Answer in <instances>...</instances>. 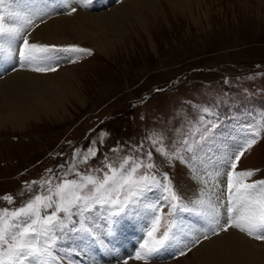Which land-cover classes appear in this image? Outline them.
I'll list each match as a JSON object with an SVG mask.
<instances>
[{
  "label": "rangeland",
  "instance_id": "rangeland-1",
  "mask_svg": "<svg viewBox=\"0 0 264 264\" xmlns=\"http://www.w3.org/2000/svg\"><path fill=\"white\" fill-rule=\"evenodd\" d=\"M20 1L21 4L25 3L28 10L33 7L50 11V15H62L63 4L60 0H57L56 6L52 4L53 0H13L14 3H6L7 12H11V6L16 7ZM124 1L127 0H109L94 9L103 7L107 9H101L100 12L109 11L121 6ZM142 2L143 0H139L134 3H141L137 10L138 20L134 16L127 21L125 17L121 18L124 32L119 35L114 51L108 56L100 55L87 40L79 41L72 36H69L72 39L46 43L61 48L78 46L91 50L88 55L79 54L70 59L69 54L65 57L66 62L63 59L61 63L57 61V65L52 66L57 68L54 72H39L40 76L44 73L55 75L65 67H72L73 75L78 78L79 83L74 86L72 94H49L55 102L53 109L41 108L34 116L21 122L8 118L5 109L0 110V117L4 115L0 120V209L19 207L28 199L30 193L26 190L25 182L40 181L50 176L55 180L61 172H67L68 165L72 162L73 150L86 149L93 140L97 141L99 156L87 165H78L80 172H86L89 168H102L105 156L118 168L124 157L142 155L134 151L139 145H144V151L153 150L148 140L149 135L162 133L169 150L184 148L183 141L185 138L188 140V147L181 152L185 157L184 162L174 160V167H170L155 152L154 159L160 170L169 174L181 198L182 195H189L188 198L181 199V204L188 206L181 207L199 214L196 211L198 207H193L189 200L194 193L187 194L180 186L183 182L187 184L186 174L195 168L196 173L218 176L222 185H219L218 192L221 196L224 195L226 180L221 174L223 166L219 161L221 159L225 162L228 156L240 150L246 140V133H241L240 139L235 137L236 143L226 142L228 148L225 150L220 137H226V134L217 130L225 124L244 126L245 128H241L247 132L246 137L249 131H259L257 142L241 156L236 171L258 170L247 182L264 179V127L261 126V121L264 120V0L182 1L181 3L190 5L192 14H189L190 9L186 4L180 7L182 10H178V6L164 0H160L159 4L150 0L145 6ZM128 5L126 7L131 11L133 4L130 7ZM146 6L151 8L149 12L144 10ZM20 17L25 15L21 13ZM8 20L10 22L12 19ZM41 20H33L27 37L30 34L35 39L33 34L44 23ZM36 22L39 25L34 27ZM41 41L43 40L37 38L32 43ZM51 53L54 55V52ZM51 64L44 63L42 66L51 67ZM14 66H9L7 76L10 75V69H15ZM4 74H1L0 80H3ZM38 96L41 101L42 96ZM61 97L66 100L59 106ZM204 107L210 108L212 113L205 115L204 121H201L200 117L204 115L201 109ZM101 131L109 134L104 138L103 144L98 139ZM214 140H219L221 144L220 148L216 145L219 155L215 147L203 150L214 146ZM261 140L263 141L260 143ZM114 148L119 150L114 152ZM223 154L227 155L225 159ZM208 158L209 162H206ZM59 165H64L63 169ZM96 175L102 176L103 173ZM68 178H76L75 173L69 172ZM36 188L38 185L33 188V192ZM6 194L14 197L11 204L3 199ZM158 198L159 192H150L145 197V204H153ZM160 212L162 220L157 235L163 234L173 218L176 220L181 209H177L174 216L167 214V206ZM139 214L130 213L113 222L104 210L98 208L86 216L88 225L92 222L103 228L110 225L117 228L114 231L118 235L108 233L110 230L97 232L101 237L97 242L102 252L107 254L106 250L110 249L106 241L114 244V249L119 245L121 260L117 259L116 262L111 254L104 264H124L125 260L127 264H153L145 263L153 258L143 262L134 259L139 243L146 236L144 231L150 226L148 214L145 213L146 217L142 212L143 222ZM200 214L202 215L201 212ZM127 223H131V226H127ZM74 227L78 228L79 223ZM79 233L81 232H68L73 242L65 232L56 244L55 255L58 259L60 256L63 259H59V262L74 264L75 260L65 250L82 252L81 246L75 245ZM82 236L85 238L83 233ZM106 236L109 238L106 239ZM248 238L258 244L264 242L252 239L254 237ZM184 244L188 242H183L175 249L174 244L168 247L170 252L164 257L167 260H162L168 262L157 263L203 264L190 257L197 246L181 258L179 250L183 249L185 253L188 251L183 248ZM59 247H63L66 253L61 254ZM188 248H191V244H188ZM222 251L224 255L211 264H264V246L251 244L238 254L225 249ZM49 263L52 264L51 261ZM75 263L80 264L78 261Z\"/></svg>",
  "mask_w": 264,
  "mask_h": 264
},
{
  "label": "snow or ice",
  "instance_id": "snow-or-ice-1",
  "mask_svg": "<svg viewBox=\"0 0 264 264\" xmlns=\"http://www.w3.org/2000/svg\"><path fill=\"white\" fill-rule=\"evenodd\" d=\"M12 2L13 0H0V57L11 55L18 49L23 67L25 63H52L51 58L46 55L52 51L70 54V59L79 54H91V50L78 46L57 48L30 43L28 37L23 35L24 31L32 25L33 19H42L46 13H36L31 18L19 17L18 26L9 27L5 23V17L12 19L14 14L6 12L2 6ZM73 2L79 3L82 0H64L65 4ZM76 10L72 7L69 14ZM21 40L22 43H18ZM32 70L54 72L57 68L37 66ZM201 111L204 114L200 117L201 121H204L205 115L212 113L208 107ZM261 126L264 127V120L261 121ZM108 135L105 131L100 132V144H103ZM259 135V131H249L240 150L227 157L224 163L226 171L222 173L227 179V196L220 198L221 208L212 207L207 226L201 233L205 240L209 238V233L219 235L221 230L227 232L230 228H235L249 237L264 241V179L245 182L258 170L236 171L241 156L257 142ZM165 139L162 133L150 134L148 140L154 151H144V145L141 144L134 151L142 155L124 157L118 168L105 156L102 168H89L86 172H80L78 165H87L99 156L97 141L93 140L86 149L73 150L68 171L61 172L55 180L50 176L40 181L25 182L26 190L30 193L28 199L19 207L0 209V264H26L28 261L32 264H49V261L59 264L55 246L66 231L81 232L94 242L101 239L86 221V216L98 208L104 210L113 222L130 213H140L142 207L148 214L150 226L135 252V260L152 259L176 243L175 219L162 235H157L162 220L160 210L167 206V214L173 215L181 207L182 198L175 190L169 174L158 167L154 152L164 163L174 167V160L185 161L181 152L188 147V140L185 138L183 141L184 148L169 150L164 143ZM118 150L112 149L114 152ZM58 167L63 169L64 165ZM193 171L197 170L193 168ZM69 172H74L76 178L69 179ZM99 172L103 175H96ZM37 185L38 188L33 192ZM150 192H159V198L153 204H145V197ZM3 199L11 204L14 197L6 194ZM225 216L226 222H223ZM77 223L79 228L74 227ZM188 244L199 245L201 240L194 236L188 240ZM188 244H184L183 248L191 251ZM179 255H185V251L179 250ZM124 264H127V260Z\"/></svg>",
  "mask_w": 264,
  "mask_h": 264
},
{
  "label": "bare ground",
  "instance_id": "bare-ground-1",
  "mask_svg": "<svg viewBox=\"0 0 264 264\" xmlns=\"http://www.w3.org/2000/svg\"><path fill=\"white\" fill-rule=\"evenodd\" d=\"M32 1H36V0H32ZM101 1H106V3L109 2V0H82V2H79V3L73 2V3L65 4L64 0H60V2L63 4V8L61 9L62 15L60 13H59L60 15L58 13H57L58 15H50V13H51L50 11L46 12L43 9H38V8H33V7L30 8V10H28L27 8H25V3L21 4V1H20L17 3L16 7L14 5L11 6V12L14 14L11 21H13L14 23H10L11 21L9 22L7 16L5 17V23L9 27H16L19 24L17 22L19 20V17L21 16V13L24 14L25 17H29V18H31L36 13H46L45 15H43V18L41 20V22L44 21L43 24L41 23L39 25L38 22H36L34 24V27L39 25V27H38L39 29L37 28L38 31L35 34H33V36L35 37V39L39 38V39L43 40L41 42H37V44L46 45V43L59 42L62 40L69 39V38H71L69 36H72L79 41L87 40L88 42H90L89 44L94 46V49H96V51L100 55L108 56L109 53L114 51V46H116V43L119 41V37H120L119 35H121L124 32V29L122 28L123 23H121L122 22L121 18L125 17L126 18L125 20L127 21V19H130L131 16H134L135 19L138 20L139 16H138L137 10L140 8L141 3H139V5H135L134 3L136 1H139V0H127V1H124L121 6L114 7L109 11L100 12L101 9L104 10L107 8L102 7V8L94 9L93 7H95V6L93 5V3L101 2ZM149 1L150 0H143L142 5L144 4V6H145V4L148 3ZM152 1H155L156 4H159L158 2H160V0H152ZM164 1L170 2V4H172L173 6H178V10L181 9L180 7H184L185 4L188 6V10L190 9V5L188 3H185L186 1L184 2L185 4L181 3L184 0H164ZM52 4L54 6H56L58 4L57 0H53ZM113 4H116V2ZM132 4H133L132 10L130 11V9L126 6L128 5L130 7V5H132ZM5 6H6V4L3 5V8L7 12ZM36 6H38V5H36ZM54 6H52V7H54ZM72 7H75L77 10L75 12H72L71 14H69ZM150 7H152V6L150 5ZM145 8L146 9H144V10H147L148 12L151 10V8H148L147 6ZM88 10H90V11H99L100 10V11H99V13H96V12L95 13H91V12L89 13ZM188 12H189V14H192L191 9ZM13 19H15V20H13ZM33 22H32V24H33ZM31 26L28 27L24 31L23 35L27 36V32H29V29L31 28ZM120 26L123 30H121ZM125 31H127V30H125ZM29 35H28L29 42L30 43L34 42L35 39L32 37V35H30V36ZM18 43H22V40L18 41ZM52 52H54V55L51 52L47 53L46 55L48 57H50L53 62L59 61V63H61L63 61L62 59L64 58L65 53L62 51H52ZM42 65L43 64L29 65V64L25 63L24 66L22 67L21 66V60H20L19 53H18V49L13 51L11 55H8L5 57H0V76H1V74L5 73L2 77L3 80H0V85H1V88H0V110L3 111L5 109L4 111L7 112L8 118H11V119H14L18 122H21V121H23V119L34 116L36 113H38L40 111L41 108L45 109V110L53 109L54 108L53 104L55 102L51 98V95L49 97V94L54 95V94L58 93V94H64L65 95V93L72 94L73 91H75L74 86L79 82H78V78L75 75H73V73H72L74 70L72 67H65V68L61 69L60 71H58L57 74H55V75L44 73V75L40 76L41 72L40 73L35 72L32 69L34 67H37V66L43 67ZM9 66H11V67L14 66L15 69H12V70L10 69V72H9L10 75L7 76L8 73H6V72L9 71L8 70ZM32 73H35L36 75H33ZM38 95L42 96L41 101H39L40 96H38ZM64 98L61 97V99H60L61 102H60L59 106L61 104H63L64 100H66ZM77 98H78V96H77ZM53 111H56V109ZM3 116L0 117V120L3 118ZM233 127H234L233 125L225 124V125H221L217 128L218 131L226 134V137L224 135H222L220 137V142L222 143L223 148H225V150L228 148V144L226 145V142H228L230 144L236 143L237 139L235 137L239 138L240 133H242L241 128H237V127L233 128ZM234 133H235V135H234ZM262 141L263 140H261L260 143ZM220 142H219V140H214V144H215L214 146H209L207 148H203V150L204 149L212 150V148L215 147L217 149L216 151L218 153L217 146L219 148L221 147ZM218 155H219V153H218ZM228 155H229V152H228ZM226 157H227V155L224 156V154H223V159H225ZM206 162H209V158H208V160H206ZM219 162L223 166V173H224L226 171V169L224 168L225 162H223L221 159ZM221 174H222V170H221ZM220 177H221V175H220ZM225 180H226V184H225V192H224L223 197L227 196V179H226V176H225ZM185 181L187 182V184L185 185L183 182V184H181V186H180V189H183L184 191L186 190L187 194L194 193L192 198L189 200L192 201L193 207L194 206L198 207V209L196 211H199V214H197L193 211H190L189 209L187 211L184 208L180 207L181 214L176 215L175 221L177 224L176 230L179 231V233H180L179 242H188V240L194 236L198 237L200 240H202L201 244L199 246L195 245L197 247L192 250V252L190 254V257L192 259L193 258L197 259L199 261V263L211 264L219 256L224 255V252L222 251L224 249L227 251L233 252L234 254H238L242 249H244L246 246L249 247V245H251V244H255V246H264V242L261 244H258L256 242L250 240V238H248V236L245 233H242L238 229H235V228H230L227 231V233L226 232L224 233V231L221 230L219 235H215V236H212L213 234L209 233L208 234L209 240L208 239L205 240L203 238V236L201 235V233L205 230V228L207 226V219L209 217V214L211 215L212 207L214 206L216 208H221V205L219 204V200L222 197L221 196L222 194L218 192L220 186H222L220 178L218 176L210 177V175H207V173L204 174L201 172V174H200V173H196L193 170H190L186 174ZM245 182H247V181H245ZM191 187H192V189H191ZM190 189L192 192L190 191ZM195 191H197V192H195ZM188 197H189V195H187V196L182 195L183 200L188 198ZM181 206L186 207L188 205L183 203V204H181ZM142 212H144L143 209H141V212L139 214V218L143 222ZM200 212L202 213V215L200 214ZM145 213L146 212H144V214ZM146 217H147V215H146ZM144 218H145V216H144ZM223 222H226V216L224 217ZM90 226L93 228H96L95 229L96 233L97 232L101 233V231H107L108 232V230H110L111 232H108V233L114 232L115 234L118 235V233L114 231L117 229L116 226L110 225L107 228H103L102 226L96 225L92 222H90ZM127 226H131V223H129ZM197 228H198V230H196ZM132 229H134V228H132ZM188 229L191 231H189ZM68 232L69 231H66V236L70 240L73 241V238L70 237L71 234L68 235ZM79 236H80V238H79ZM79 236L78 235L76 236V238H78L77 240L74 239L77 241L75 245L81 246V249L82 248L86 249L84 242L82 240V233H79ZM108 238L109 237L106 236V239H108ZM252 239H255V238H252ZM127 243H129V242H127ZM97 244H98V242H97ZM97 244H95V245L97 246V249H98V252H97V255H98V253L101 252L102 250L98 247ZM106 245L109 247L108 241H106ZM195 246L191 245L190 249H192ZM106 251H107L108 257H110L109 255L112 252L111 248L109 250H106ZM189 252L190 251H187L185 253V255ZM230 252H228V253H230ZM262 252H261V254H262ZM185 255H183V256H185ZM112 257H113V260L116 259V262H117V258L115 256H112ZM181 258H182V256H181ZM195 259H193V260H195ZM174 260L176 261V259H174ZM174 260H171V261H174ZM159 261L160 262H168V261H162V260H153V261L146 262V263L168 264V263H157ZM28 264H30L29 261H28Z\"/></svg>",
  "mask_w": 264,
  "mask_h": 264
},
{
  "label": "crops",
  "instance_id": "crops-1",
  "mask_svg": "<svg viewBox=\"0 0 264 264\" xmlns=\"http://www.w3.org/2000/svg\"><path fill=\"white\" fill-rule=\"evenodd\" d=\"M146 263V262H145Z\"/></svg>",
  "mask_w": 264,
  "mask_h": 264
}]
</instances>
